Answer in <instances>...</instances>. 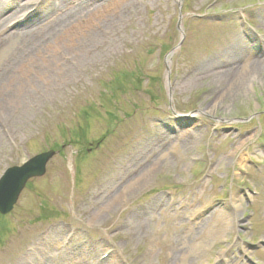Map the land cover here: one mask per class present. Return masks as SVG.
<instances>
[{
	"label": "rangeland",
	"instance_id": "obj_1",
	"mask_svg": "<svg viewBox=\"0 0 264 264\" xmlns=\"http://www.w3.org/2000/svg\"><path fill=\"white\" fill-rule=\"evenodd\" d=\"M64 4H105L103 21L53 34L58 11L34 20L32 2L4 21L20 35L0 43L16 82L0 177L59 153L0 215V264H264V68L229 89L217 75L240 47L264 59V0ZM33 30L42 41L21 47Z\"/></svg>",
	"mask_w": 264,
	"mask_h": 264
},
{
	"label": "bare ground",
	"instance_id": "obj_2",
	"mask_svg": "<svg viewBox=\"0 0 264 264\" xmlns=\"http://www.w3.org/2000/svg\"><path fill=\"white\" fill-rule=\"evenodd\" d=\"M29 2L33 3L32 7H35L36 10L33 12L31 15L32 19H42V17H46L48 13H50L52 10L58 11V18L55 20L51 21L49 24L54 25V28L51 29V33L59 32V26H65V27H70L71 25L78 26L81 25L80 22H82V18L85 17L90 20V17L92 15L95 16L96 21H99L102 23V13L104 12V7L105 4H99L95 5L93 9L90 10H81V8H69L65 6L64 4L65 0H28L25 2V0H0V43L5 39V38H10V37H19V33L17 32H11L8 35L6 33V27L4 24V21H12L18 17L26 8V4ZM130 5H133L136 0H126ZM42 15V16H40ZM55 21V22H54ZM55 23L58 25H55ZM52 25V27H53ZM30 33V32H29ZM50 33V35H51ZM94 32H91L89 34V38L91 40H96L97 35L93 34ZM59 35V34H58ZM41 37V35H40ZM41 39V38H40ZM42 40H38V33L33 30L30 34L24 35L21 38L20 41V46L24 47L23 44H27V42H30V45H25L29 46L28 49H33L34 47L38 46V43ZM244 44V43H243ZM261 50L264 52V43L260 44ZM71 61L72 62H83L87 58V51H81V49L77 48L76 50H73L71 52ZM255 55L252 54V52L248 51L247 47H240L239 49L236 50L235 53H231L230 57L228 58L225 66V70L223 68L218 71L217 75H220L222 78V82L226 83L228 89L232 88L234 85V80L239 78L242 75H247L250 71L253 70H260L261 68H264V59L260 60L254 57ZM24 61V59L21 61V63ZM27 62V61H26ZM25 62V63H26ZM54 61H51L50 64H54ZM22 65V64H21ZM30 65V63H29ZM9 68L4 70L2 74H0V103L2 102L5 97H9L11 94V89L10 86L13 88H16V82H14L12 79L14 78L12 73L9 72ZM24 90V89H23ZM148 171H143L140 173V177L137 181H133L132 183L129 184V192L130 190L138 191V188L145 184V181L148 178V174L146 173ZM121 198V197H119ZM118 198V199H119ZM113 202V200L111 201ZM114 203H111V205ZM110 205V206H111ZM233 206L236 211L240 209V202L236 198H233ZM223 258V256L221 255Z\"/></svg>",
	"mask_w": 264,
	"mask_h": 264
},
{
	"label": "water",
	"instance_id": "obj_3",
	"mask_svg": "<svg viewBox=\"0 0 264 264\" xmlns=\"http://www.w3.org/2000/svg\"><path fill=\"white\" fill-rule=\"evenodd\" d=\"M181 15L177 29L183 35ZM183 37L181 40V44ZM179 45V47L181 46ZM57 155L55 150H48L29 158L21 166H13L0 178V214H10L17 204L21 193L30 180L42 178L47 172V165Z\"/></svg>",
	"mask_w": 264,
	"mask_h": 264
}]
</instances>
